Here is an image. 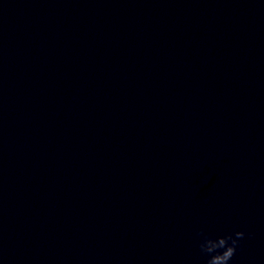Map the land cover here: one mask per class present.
I'll return each instance as SVG.
<instances>
[{
	"label": "clouds",
	"instance_id": "obj_1",
	"mask_svg": "<svg viewBox=\"0 0 264 264\" xmlns=\"http://www.w3.org/2000/svg\"><path fill=\"white\" fill-rule=\"evenodd\" d=\"M197 246L202 256L206 257L205 264H230L236 255L241 241L251 233L235 231L224 235L213 236L199 229L196 232Z\"/></svg>",
	"mask_w": 264,
	"mask_h": 264
}]
</instances>
